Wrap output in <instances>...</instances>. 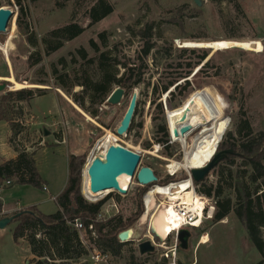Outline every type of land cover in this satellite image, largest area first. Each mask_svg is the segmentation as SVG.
I'll return each mask as SVG.
<instances>
[{"label": "rangeland", "instance_id": "1", "mask_svg": "<svg viewBox=\"0 0 264 264\" xmlns=\"http://www.w3.org/2000/svg\"><path fill=\"white\" fill-rule=\"evenodd\" d=\"M96 1L69 0L63 9H57L53 0H22L20 9L15 0H0V7L14 12L6 33L0 34V86H4L0 91V116L5 115L8 119L0 121V158H6L4 146L8 145L12 119L23 128L14 145L37 151L34 155L37 172L49 183L47 192L31 186L6 188L1 193L3 204L9 208L29 205L43 215L54 214L57 207L52 197L67 180L68 155L80 156L84 160L80 194L89 203L104 201L99 213L102 217L98 221L118 216L124 226L116 232L117 237L126 230L132 232L120 257L108 256L106 264H128L130 249L134 250L140 264H252L258 261L259 256L240 222L230 215L213 223V200L197 192L196 196L205 200L204 220L198 229H189L186 249L178 246L174 259L163 257L172 252L169 249L174 245L173 236L163 243H156L155 252L150 255L139 256L137 246L152 239L150 215L145 213L142 203L144 195L153 186L157 188L155 194L164 195L160 186L188 179L183 169H188L198 153L195 147L188 149V140L191 142L201 135L212 134L217 143H222L228 133L236 139L241 105L254 132L264 130V0H235L240 12L226 0H199L200 6L195 0H105L113 12L88 28L86 13ZM72 21L85 31L76 39L63 43L58 51L45 55L42 40L52 30ZM147 24L154 25L152 42L156 49L145 60L146 68L142 70L139 85L125 92L119 105H107L106 100L102 105H94L91 111H97L95 118L81 111L73 99L81 97L82 88L78 85L82 76L86 75L93 82L99 79L96 66L87 63L97 56L91 41L100 51L110 52L118 63L135 67L141 64L142 58L143 40L139 31ZM101 33H105L106 48L98 39ZM26 36L36 40L38 46L31 47ZM233 41L245 51L224 50ZM181 43L190 48L212 46L215 51L201 50L206 53V58L186 77L187 65H195L196 60L194 56L181 53ZM79 50L85 52L87 61L78 54ZM35 53L42 59L30 67L27 60ZM202 65L205 67L200 79L196 71ZM115 70L120 77L122 66L116 65ZM14 83L23 89L42 91L40 96L37 94L32 100L18 105L20 114L13 106L6 108V104H1L7 92L15 91ZM169 83L174 85L169 87ZM165 86L169 87L168 91L160 94L159 90ZM116 88L111 86L110 94ZM134 92L138 100L132 130L125 137H116L114 131ZM190 95L192 100L185 101ZM85 107H88L87 103ZM186 107L189 110L184 113ZM167 120L171 133L178 130V136L173 139L179 140L180 144L170 139ZM159 127L168 133L167 150L158 142L162 139ZM108 134L114 135L116 141L112 142ZM107 142L137 153L139 167H150L158 183L143 188L133 178L125 195L105 191L97 197H86L83 193L84 170L90 159L100 153L101 148L98 151L97 147ZM146 144L150 147L146 148ZM216 153L215 150L212 157ZM215 172L214 168L205 178L207 185L216 183ZM185 184L173 187L182 188ZM225 194L233 198L230 191ZM154 204L152 198L148 209ZM14 227V223L10 224L0 233V264H25L24 258L30 255L23 240L16 243L12 240ZM203 237H206V243H203ZM89 259L90 255L81 261Z\"/></svg>", "mask_w": 264, "mask_h": 264}, {"label": "trees", "instance_id": "2", "mask_svg": "<svg viewBox=\"0 0 264 264\" xmlns=\"http://www.w3.org/2000/svg\"><path fill=\"white\" fill-rule=\"evenodd\" d=\"M226 1L233 4L240 12V7L235 0ZM53 2L55 8L63 9L69 0H53ZM15 3L20 9L22 8V0H15ZM112 12L113 8L107 1L97 0L86 13L89 20L88 28L97 24ZM153 30L154 25L147 24L139 31L143 40L142 58L141 64L135 67L118 63L116 58L110 56V52L100 51L93 41H91V46L97 55L95 58L87 61L85 52L83 50L78 51V54L87 63L96 66L99 74V79L95 82L88 79L86 75L82 76V82L78 85L82 88L81 97L73 99V102L81 111L95 118L97 111H91L92 107L102 105L105 102L110 94L111 86L120 87L125 93L130 92L139 85L142 70L146 68L145 60L156 49L155 43L152 42ZM84 31L83 27L73 21L52 30L41 42L45 55L58 51L62 48L63 43L76 39ZM98 39L101 41L103 48H106L105 33L99 34ZM26 41L33 48L38 46L36 40L31 37H27ZM201 50L204 49H181V53L194 56L196 60L193 63L195 65L192 66V63L187 65L186 77L194 66H197L206 58V53ZM34 55H30L27 60L30 67L39 64L42 59L39 53ZM116 65L122 66L123 73L120 77L117 76L116 70L113 71ZM204 67L205 65H202L196 71V74L200 75V79ZM59 78H62V76H59ZM200 84L199 81L198 87L201 86ZM173 85L174 83H169V87ZM186 86L189 87L188 82H186ZM169 87L161 88L159 93H166ZM65 91L69 93V90ZM41 93L40 90L27 88L10 91L3 96L1 104H6V108L9 105L13 106L12 108H15L20 114L21 111L18 105L32 100L37 94L40 96ZM191 97L192 95L188 96L185 101H191ZM86 103L88 104L87 108L85 107ZM0 121H8V119L5 115H1ZM131 130L132 122L128 133ZM22 131L23 128L10 119L8 146L17 156L11 160L0 158V188L2 189L15 185L31 186L37 189L44 187V182L35 166V151H25V149L17 148L14 145L16 138ZM158 132L162 134V139L158 142H161L164 149L167 150L168 133L163 127H159ZM236 135L235 139L231 133H228L225 140L222 143L220 142L221 144L217 143L216 152L222 153V155L214 167L216 169V183L207 185L206 179H204L193 184L197 193L213 200V223H218L233 215L243 226L249 241L259 256V260L252 264H264V130L254 132L246 119L242 105L236 124ZM146 146V148L150 147L149 144H146ZM215 146L211 149V156L214 153ZM83 165V157L68 155L67 181L62 192L54 200L57 207L54 214L43 215L36 207L22 209L13 214L20 215L11 223L15 224L12 230V240L15 243L23 240L27 244L30 254L33 256L28 264H91L89 261L82 262L81 260L94 251L113 258L120 257L123 248L128 243L119 242L116 235V232L124 226L122 219L116 216L107 221H98L97 216L104 201L89 203L80 194V172ZM6 183H9V185L5 186ZM227 191H230L233 198L225 194ZM4 216L2 215V202L0 200V219ZM75 220L81 221V231L73 227ZM89 226H92V231L89 230ZM128 264H140L134 256L133 249L129 250Z\"/></svg>", "mask_w": 264, "mask_h": 264}, {"label": "water", "instance_id": "3", "mask_svg": "<svg viewBox=\"0 0 264 264\" xmlns=\"http://www.w3.org/2000/svg\"><path fill=\"white\" fill-rule=\"evenodd\" d=\"M197 6L201 3L199 0L194 1ZM14 18V12L8 8L0 7V34L6 33L8 24ZM235 43V42H233ZM189 48V47H188ZM204 49L212 51L211 48H194ZM226 50H243L241 47L235 45L230 46ZM4 86H0L2 91ZM23 89V88H22ZM16 90V89H14ZM124 96V90L120 87L114 89L106 99V104L111 106L119 105ZM138 95L136 92L132 93L127 109L119 122L118 127L114 131L116 137H125L130 128L131 122L134 118L135 111L137 108ZM188 107L185 108L184 113L188 111ZM183 116V113L181 117ZM173 137L178 136V130L174 129L172 133ZM222 153H216L212 159L200 169L190 170L189 177L193 183H199L203 181L209 172L217 165ZM86 169V175L89 181L88 190L91 194H96L105 191L115 192L118 195H125L126 190L120 188L116 184V180L120 175L128 176L130 179H135L139 186H148L158 181L154 172L148 167H139L140 156L126 148L119 145H109L105 153L98 154L88 162ZM20 214L4 216L0 219V230L5 229L6 226L10 225ZM154 243L161 242V238L150 232ZM132 236L130 230L121 232L118 235V240L121 243H127ZM190 233L187 230H180L177 233V241L180 249H186L188 246V239ZM139 256L152 254L155 252V247L151 241H145L137 246ZM28 264V261L25 263Z\"/></svg>", "mask_w": 264, "mask_h": 264}, {"label": "bare ground", "instance_id": "4", "mask_svg": "<svg viewBox=\"0 0 264 264\" xmlns=\"http://www.w3.org/2000/svg\"><path fill=\"white\" fill-rule=\"evenodd\" d=\"M233 42H231L232 45H235V46L239 47L236 42L235 43H233ZM179 43L180 42H178L177 44H179ZM232 45H229L224 50H226L227 48H229ZM181 48L188 49V44L186 45V44L181 43ZM194 48H196V47H192L191 49H194ZM197 48H204V47H197ZM207 48H211L212 51H215V49H213L212 46L211 47L207 46ZM241 48H243V47H241ZM218 51H221V50L218 49ZM3 52L6 53L5 47L3 48ZM8 80L10 82H14L13 79H8ZM12 88L18 90V89H21L22 86L20 84L14 83V87H12ZM166 117H167V115H166ZM167 126H168L170 139L173 142L179 143V140L173 139V136H172V133H171V129L169 128V125H168V120H167ZM107 137L113 139L112 142L116 141L115 140V136L112 135V134H108ZM109 145H116V144H113V143L111 144V143L107 142V143H105V144H103L101 146V150H106V148ZM217 145H218L217 144V139L212 134H204V135H201V136L197 137L196 139H194L191 142L189 140L187 141L188 149H192V147H195L196 149H198V153L193 158V160L191 162V165L188 167V169L187 168L183 169L185 171V173L187 174V176L189 175L190 170H192V169H200L203 166H205L207 163H209V161L211 160V157H212L211 156V149L215 146V150H216ZM215 150H214V153H215ZM182 154L184 155L185 152L183 151ZM185 159L187 161V158H185ZM197 164L200 165V168H197V166H198ZM87 167H88V165H87ZM87 167L85 168L84 172H86ZM83 180H84L83 193H84V195L86 197L93 198V197H97V196H99V195H101L103 193H106V192H100V193H96V194H91L89 192V190H88L89 181H88V177H87L86 173H84V179ZM131 180L132 179H130L128 176L120 175L117 178V180H116V184L120 188L128 191L127 189L129 188V183L131 182ZM183 183H186V184L182 188L173 187L175 185L183 184ZM156 189L153 191L154 193L153 192L150 193V195H149V199L150 200L152 198L154 199V195L159 196L158 194H155ZM159 189L162 190V191L163 190L165 191L164 195L160 194L161 197L165 196L164 199L166 198V196L167 197H173V198L175 197L176 200H181V201L185 202L186 204H188L190 206H193L195 208H198V209H202V207L204 206V204L202 202L203 200L201 198H199V196L198 197L196 196V193L194 192L193 187H191L190 181H185V182H182V183L172 184L171 186H167V187H160ZM171 211L172 210L170 209L169 213H170V215L172 214V216H173L174 214ZM171 218H172L173 224L177 225L175 223V221H174V216L171 217ZM168 221L169 220H168V217H167V212H165L163 209L155 212L150 217V220H149V231L157 234L160 238L165 239L167 237V233H168V231L170 229V225L168 224ZM176 227H179V225H177ZM206 240H207L206 237H203V241H204L203 243H206L207 242Z\"/></svg>", "mask_w": 264, "mask_h": 264}, {"label": "built area", "instance_id": "5", "mask_svg": "<svg viewBox=\"0 0 264 264\" xmlns=\"http://www.w3.org/2000/svg\"><path fill=\"white\" fill-rule=\"evenodd\" d=\"M101 147H97L98 151L100 150ZM28 148H25V151H27ZM105 153V150H100V154H103ZM92 159V158H91ZM90 159V160H91ZM171 175V174H170ZM173 176V175H171ZM188 179L187 180H184V181H181V182H176V183H170V184H167V185H162L160 187H167V186H171L172 184H177V183H182V182H185V181H190V184H191V187H193L194 189V192L196 193V187L194 186L192 180L190 179L189 175L187 176ZM158 183V181L156 182ZM155 183L153 184H150L148 186H152L154 185ZM9 183H6L5 186H8ZM138 185V184H137ZM139 186V185H138ZM148 186H140V187H148ZM156 189V186H153V189H151L150 192L146 193L142 199V203H143V206H144V209H145V213H149L150 217L157 211L163 209L165 212H167V217H168V224L170 225V229L167 233V237L162 240L161 242H165L166 239L168 237H174V245L173 247L169 249L172 250L171 253H169V255L165 254L163 257H165L166 259H169V256L170 258H175V253H176V250L178 249V246H179V243L177 241V233L180 231V230H185V229H198L201 224H202V221L204 220V212H205V200L203 199V197H200L203 201V204L204 206L202 207V209H198V208H195L193 206H190L188 204H186L185 202L181 201V200H176L175 197H167L164 199L165 196L161 197V195L159 196H156L154 195V201H155V204H154V209L151 208V209H148V203H150V199H149V195L151 192H153L154 190ZM0 190H2V188H0ZM43 191H46V188L43 187L42 188ZM160 198V199H159ZM170 209L172 210L171 212L174 214V221L177 225H179V227H176L177 225H174L173 222H172V214L170 215L169 211ZM212 213V211H211ZM101 215L99 214L97 216V220L101 219ZM198 222V223H197ZM73 227L78 230V231H81L82 230V224L78 221V220H75L73 222ZM89 230L92 231V226H89ZM93 234V233H92ZM150 241V240H149ZM151 242L153 245H156V243H154L153 241V238L151 239ZM108 255L106 254H101L97 251H94L91 255H90V259H89V262L91 264H97L99 262H106V259H107Z\"/></svg>", "mask_w": 264, "mask_h": 264}, {"label": "crops", "instance_id": "6", "mask_svg": "<svg viewBox=\"0 0 264 264\" xmlns=\"http://www.w3.org/2000/svg\"><path fill=\"white\" fill-rule=\"evenodd\" d=\"M6 149V158H3V160H11V159H15L17 154L8 146H4ZM37 152V151H36ZM35 152V153H36ZM35 161V160H34ZM44 181V187L46 188V191H48V188H49V183L47 182V180H45L44 178L42 179ZM67 181V180H66ZM65 184L66 182L64 183L63 186H60L59 190H57V193L55 194V197H52L53 200H55V198L62 192V190L64 189L65 187ZM4 189L0 190V200L2 202V199H1V193L3 192ZM43 191V190H42ZM31 206L27 205L23 208H9V207H6L3 202H2V215H5V216H10V215H13L15 212L17 211H20L22 209H26V208H29ZM5 231V229L3 230H0V233ZM30 252V251H29ZM30 254V253H29ZM33 259V256H31V254L27 257V258H24V263H26L27 261L29 262L30 260ZM20 264H22V262H20Z\"/></svg>", "mask_w": 264, "mask_h": 264}, {"label": "flooded vegetation", "instance_id": "7", "mask_svg": "<svg viewBox=\"0 0 264 264\" xmlns=\"http://www.w3.org/2000/svg\"><path fill=\"white\" fill-rule=\"evenodd\" d=\"M185 230H187L189 232V229H185Z\"/></svg>", "mask_w": 264, "mask_h": 264}]
</instances>
